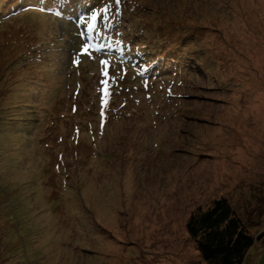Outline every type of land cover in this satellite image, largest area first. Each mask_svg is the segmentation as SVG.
<instances>
[{"label": "rangeland", "instance_id": "1", "mask_svg": "<svg viewBox=\"0 0 264 264\" xmlns=\"http://www.w3.org/2000/svg\"><path fill=\"white\" fill-rule=\"evenodd\" d=\"M45 1L0 24V264H204L185 226L220 198L264 239V0H121L100 35L105 0Z\"/></svg>", "mask_w": 264, "mask_h": 264}, {"label": "trees", "instance_id": "2", "mask_svg": "<svg viewBox=\"0 0 264 264\" xmlns=\"http://www.w3.org/2000/svg\"><path fill=\"white\" fill-rule=\"evenodd\" d=\"M17 6H13L15 11L11 13V15L3 14L0 17V24L3 23L5 18H13L16 15H19L23 12H37L40 14L45 13V9L53 10L54 3L49 4L45 0H39V2H33V0H16ZM92 5L95 4L94 0H89ZM105 3L109 5L115 6V0H105ZM42 4V5H41ZM123 4L120 3L119 7ZM12 5V4H10ZM111 7V8H112ZM110 8V10H111ZM110 21L115 25L123 24V12L116 13L115 16H112ZM119 23V24H116ZM130 42H133L130 41ZM129 42V43H130ZM144 48V52H146L145 57H143V50L136 48L135 44H129L124 50L126 54L127 60H134L136 63L132 65V68L129 70L130 73L136 74L141 71V67L147 69L146 65H141V63L149 62V64L153 65L156 61L155 58L149 56L147 53L148 43H141ZM125 45V46H126ZM124 46V47H125ZM87 60L89 62H93L91 60L92 55H86ZM157 57V56H156ZM77 61V60H76ZM81 62L72 64V68L76 72L85 71V65H81ZM102 64V63H101ZM100 64V65H101ZM97 65V62H96ZM111 64L108 66L110 68ZM82 68V69H77ZM104 68V65H103ZM86 71L89 73L93 80L94 89H97V93L99 96L101 95V100L98 103L101 106H104L106 102L110 100L104 94H101L98 90V86L102 83V79L100 76L98 77L91 66H86ZM140 76V75H138ZM144 78V77H142ZM76 87L73 91L77 94L82 93L83 86L85 84L84 80L81 78H77L75 80ZM79 85V86H78ZM108 92V90L106 91ZM113 93V92H110ZM110 97V96H109ZM104 111V107L99 108ZM91 129H93L91 127ZM90 129V131H91ZM78 132V130H77ZM78 137V133H77ZM93 137V136H91ZM76 140H78L76 138ZM1 216L2 213H0ZM251 223L246 221L242 215H240L232 205L225 198H220L214 200L211 205L207 208V210H197L194 211L188 218L186 222V232L190 239L195 244L196 250L201 258V261L204 264H246V260L249 258V252L254 246L260 245L261 241L264 243V239L260 242H257V238L255 235L251 233ZM7 239V236L3 237ZM262 243V245H263ZM7 254V253H5ZM248 257V258H247ZM1 260V263L9 262L8 260Z\"/></svg>", "mask_w": 264, "mask_h": 264}, {"label": "snow or ice", "instance_id": "3", "mask_svg": "<svg viewBox=\"0 0 264 264\" xmlns=\"http://www.w3.org/2000/svg\"><path fill=\"white\" fill-rule=\"evenodd\" d=\"M121 0H115V5L118 9ZM56 8L58 12H62L64 10H70L73 6V0H55ZM112 5L105 4L103 8H97L96 10L92 11L91 15L87 18H81V23L86 24L88 33L96 32L97 35H100V31L98 29V23L103 21L107 22L109 20V11ZM103 45H99V47L94 48L91 41L89 43H85L82 45L81 48V55H91L90 49H94L98 51L100 48H103ZM74 63H78V61H74ZM102 64H107V61H102ZM107 75V72L104 73Z\"/></svg>", "mask_w": 264, "mask_h": 264}, {"label": "bare ground", "instance_id": "4", "mask_svg": "<svg viewBox=\"0 0 264 264\" xmlns=\"http://www.w3.org/2000/svg\"><path fill=\"white\" fill-rule=\"evenodd\" d=\"M93 39V38H92ZM109 49V48H108ZM112 49V48H111Z\"/></svg>", "mask_w": 264, "mask_h": 264}, {"label": "water", "instance_id": "5", "mask_svg": "<svg viewBox=\"0 0 264 264\" xmlns=\"http://www.w3.org/2000/svg\"><path fill=\"white\" fill-rule=\"evenodd\" d=\"M259 239V238H258Z\"/></svg>", "mask_w": 264, "mask_h": 264}]
</instances>
